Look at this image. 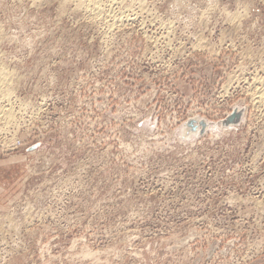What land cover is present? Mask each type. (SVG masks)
<instances>
[{
	"label": "rangeland",
	"instance_id": "374dc122",
	"mask_svg": "<svg viewBox=\"0 0 264 264\" xmlns=\"http://www.w3.org/2000/svg\"><path fill=\"white\" fill-rule=\"evenodd\" d=\"M0 71V264H264V0H0Z\"/></svg>",
	"mask_w": 264,
	"mask_h": 264
},
{
	"label": "bare ground",
	"instance_id": "6f19581e",
	"mask_svg": "<svg viewBox=\"0 0 264 264\" xmlns=\"http://www.w3.org/2000/svg\"><path fill=\"white\" fill-rule=\"evenodd\" d=\"M97 2V1H96ZM79 3V2H78ZM92 4V3H91ZM79 5H80V3H79ZM114 5V4H113ZM97 8H98V6H97ZM112 10V9H111ZM156 21V20H155ZM108 25V24H107ZM7 72L6 71H0V99L2 100V98H3V100L4 99H9V100H7V101H10V99H11V94H12V89L10 88V82L8 83L7 82ZM10 75V74H9ZM8 75V76H9ZM9 78L11 79V77L9 76ZM12 83V82H11ZM255 84V83H254ZM13 84H11V86H12ZM13 88V87H12ZM264 96V91H263V93L262 94H260V96ZM6 97H10V98H6ZM257 97V96H256ZM261 98H263V97H261ZM5 100V101H6ZM4 101V102H5ZM3 103V102H2ZM7 105V104H6ZM1 106V105H0ZM1 108H5V106L3 105V106H1ZM7 108H9V107H7ZM6 108V109H7ZM10 109H11V107H10ZM2 110V109H1ZM8 110V109H7ZM3 111V110H2ZM2 115H1V117L0 118H2V120H6V124H7V122L10 124V122H11V120L14 118H12V112H11V110L9 111H6V112H4V114H3V112L1 113ZM3 116V117H2ZM14 120H15V118H14ZM3 122V121H2ZM7 126V125H6ZM14 127V126H13ZM4 147V146H3ZM15 223V222H14Z\"/></svg>",
	"mask_w": 264,
	"mask_h": 264
},
{
	"label": "built area",
	"instance_id": "2783aa9c",
	"mask_svg": "<svg viewBox=\"0 0 264 264\" xmlns=\"http://www.w3.org/2000/svg\"><path fill=\"white\" fill-rule=\"evenodd\" d=\"M6 140L3 141L2 146H4V148L8 150H14L15 148L21 147L23 145V140L21 138L14 139L12 142H10L11 140Z\"/></svg>",
	"mask_w": 264,
	"mask_h": 264
}]
</instances>
